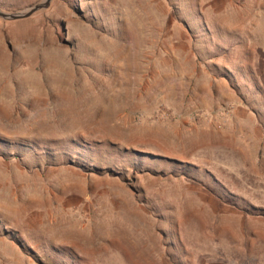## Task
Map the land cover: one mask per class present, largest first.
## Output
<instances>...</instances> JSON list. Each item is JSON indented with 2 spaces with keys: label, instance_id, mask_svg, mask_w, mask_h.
Returning a JSON list of instances; mask_svg holds the SVG:
<instances>
[{
  "label": "rangeland",
  "instance_id": "obj_1",
  "mask_svg": "<svg viewBox=\"0 0 264 264\" xmlns=\"http://www.w3.org/2000/svg\"><path fill=\"white\" fill-rule=\"evenodd\" d=\"M0 264H264V0L0 18Z\"/></svg>",
  "mask_w": 264,
  "mask_h": 264
},
{
  "label": "water",
  "instance_id": "obj_2",
  "mask_svg": "<svg viewBox=\"0 0 264 264\" xmlns=\"http://www.w3.org/2000/svg\"><path fill=\"white\" fill-rule=\"evenodd\" d=\"M53 0H41L40 2L34 3L24 9L17 11H8L0 7V18L4 20H17L27 18L36 12L48 8Z\"/></svg>",
  "mask_w": 264,
  "mask_h": 264
},
{
  "label": "bare ground",
  "instance_id": "obj_3",
  "mask_svg": "<svg viewBox=\"0 0 264 264\" xmlns=\"http://www.w3.org/2000/svg\"><path fill=\"white\" fill-rule=\"evenodd\" d=\"M83 36L84 37H86V36H90V34L88 35V34H85L84 32H83ZM49 51V50H48ZM50 52H51V50H50ZM54 52H55V50H54ZM54 52H52L51 54H52V56H53V53ZM48 53H46V55H47ZM46 55H45V57H46ZM51 56V55H50ZM50 56H48V57H50ZM47 58V57H46ZM51 58V57H50ZM55 60H58V56H56V54L54 55V57H53ZM45 60V59H44ZM47 60H48V58H47ZM60 60V59H59ZM48 61H50V60H48ZM61 62V61H60ZM54 63V62H53ZM6 199V198H5ZM4 200V199H3ZM7 203H10L8 200H7ZM8 205H10V204H8ZM11 206V205H10ZM12 207H15V206H12Z\"/></svg>",
  "mask_w": 264,
  "mask_h": 264
}]
</instances>
